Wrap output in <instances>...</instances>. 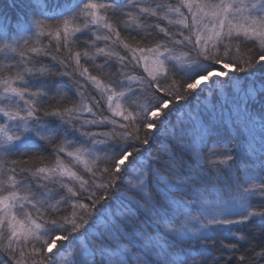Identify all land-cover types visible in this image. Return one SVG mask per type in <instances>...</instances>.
<instances>
[{
	"label": "snow or ice",
	"instance_id": "snow-or-ice-1",
	"mask_svg": "<svg viewBox=\"0 0 264 264\" xmlns=\"http://www.w3.org/2000/svg\"><path fill=\"white\" fill-rule=\"evenodd\" d=\"M10 7L0 264H264V0Z\"/></svg>",
	"mask_w": 264,
	"mask_h": 264
},
{
	"label": "trees",
	"instance_id": "trees-1",
	"mask_svg": "<svg viewBox=\"0 0 264 264\" xmlns=\"http://www.w3.org/2000/svg\"><path fill=\"white\" fill-rule=\"evenodd\" d=\"M11 0H0V10H4L9 17L14 18L17 15L18 9L10 7ZM223 102V101H221ZM231 134V130H228V133L225 135V139H227V136ZM195 214V213H193ZM222 238V237H221ZM259 234L257 230V237L256 242H259ZM233 241H225V243H230ZM213 254H217L216 250H211L209 253H205L204 255H201V250L198 248H193L190 253V258L188 259V264H208L210 262L211 257Z\"/></svg>",
	"mask_w": 264,
	"mask_h": 264
}]
</instances>
